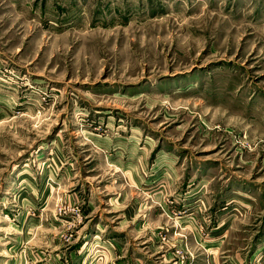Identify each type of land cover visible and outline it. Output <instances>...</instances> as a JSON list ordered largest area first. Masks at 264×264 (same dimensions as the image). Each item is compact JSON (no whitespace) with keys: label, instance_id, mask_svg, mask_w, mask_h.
Here are the masks:
<instances>
[{"label":"rangeland","instance_id":"374dc122","mask_svg":"<svg viewBox=\"0 0 264 264\" xmlns=\"http://www.w3.org/2000/svg\"><path fill=\"white\" fill-rule=\"evenodd\" d=\"M0 264H264V0H0Z\"/></svg>","mask_w":264,"mask_h":264}]
</instances>
